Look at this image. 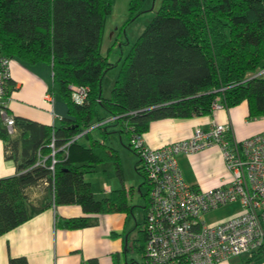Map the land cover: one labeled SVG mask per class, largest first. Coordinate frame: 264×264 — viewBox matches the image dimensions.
<instances>
[{
  "label": "trees",
  "instance_id": "trees-1",
  "mask_svg": "<svg viewBox=\"0 0 264 264\" xmlns=\"http://www.w3.org/2000/svg\"><path fill=\"white\" fill-rule=\"evenodd\" d=\"M111 4L0 0L2 53L29 65L48 63L51 92L67 106V115L52 125L12 114L8 131L0 119L5 158L16 167L14 174L0 177V235L53 203H76L82 209L80 215L56 220L65 228L93 225L98 213L129 209L123 186L95 198L85 178L108 160L120 173L117 150L93 137L94 128L104 137L124 133L123 142L140 161L132 139L143 137L152 120L207 115L213 103L229 107L243 100L250 116L264 113V0H160L117 62L100 49ZM139 5L140 0L129 1L119 33L141 12ZM115 66L109 94L102 95V78ZM72 86L84 87L80 101L72 97ZM80 134L87 143L80 142ZM142 231L144 262V226ZM249 254L241 264L264 255V247ZM89 263L98 264L94 258ZM8 264L28 263L23 256H10Z\"/></svg>",
  "mask_w": 264,
  "mask_h": 264
},
{
  "label": "built area",
  "instance_id": "built-area-1",
  "mask_svg": "<svg viewBox=\"0 0 264 264\" xmlns=\"http://www.w3.org/2000/svg\"><path fill=\"white\" fill-rule=\"evenodd\" d=\"M9 58L0 49V119L12 131ZM72 90L75 101L84 97V87ZM52 96L51 91L44 95L48 100ZM220 106L216 102L212 108ZM229 130L226 123L195 126L189 137L156 148L148 147L143 137L132 139L147 186L145 264H214L264 247V131L232 139ZM214 145L229 176L207 189L187 182L177 155ZM233 202L241 207L238 214L211 224L203 220V213Z\"/></svg>",
  "mask_w": 264,
  "mask_h": 264
},
{
  "label": "crops",
  "instance_id": "crops-1",
  "mask_svg": "<svg viewBox=\"0 0 264 264\" xmlns=\"http://www.w3.org/2000/svg\"><path fill=\"white\" fill-rule=\"evenodd\" d=\"M42 64L39 62L30 66L22 60L11 59L9 61L10 78L14 87L10 91L8 110L13 115L52 125L57 123L59 117L67 115V106L61 97L54 94L52 100L44 97L45 93L51 91V87L39 77L45 73ZM214 123L228 124L230 137L243 139L264 131V113L250 116L248 104L243 100L234 106L215 107L207 115L183 119L169 117L156 119L150 121L147 130L143 133V140L148 147L156 148L189 137L195 126L207 128ZM79 140L82 144L87 143V137L82 134ZM220 154L219 147L215 145L195 153H179L177 155L178 164L183 170L181 171L185 180L190 184L207 189L226 179L229 176L228 171L225 173L222 170L212 176H206L203 173H200L202 175L197 174L193 169V166L199 163L200 158L218 155L220 157ZM202 170L212 172V169L208 167ZM15 172L14 162L5 158V141L0 137V177L9 176ZM104 188L108 193L111 190V188ZM128 207L129 209L124 211L98 213L93 225L65 228L56 220L80 215L82 209L76 203H53L0 235V264H8L10 256H23L28 264H90L89 260L93 258L98 264H127L128 247L130 250L141 253V264H144L142 249H140L143 243L140 242L142 244L138 245L135 242L139 236H142V228L136 224L138 237L129 244L128 238L122 239L119 228L117 230V226L113 223L114 220H118L120 224V214L130 211L131 208L129 205ZM121 255L123 262L120 261ZM246 260L247 258L243 259L241 263Z\"/></svg>",
  "mask_w": 264,
  "mask_h": 264
},
{
  "label": "rangeland",
  "instance_id": "rangeland-1",
  "mask_svg": "<svg viewBox=\"0 0 264 264\" xmlns=\"http://www.w3.org/2000/svg\"><path fill=\"white\" fill-rule=\"evenodd\" d=\"M129 1L130 0H112L111 11L104 19L100 49L104 55H108L112 62H115L127 52L130 44L153 16L160 3V0H140L139 8L141 12H139L136 18L127 24L124 30L119 33L118 28L124 24L128 16ZM113 42L115 43L112 46ZM11 59L20 60L17 57H11L9 61ZM42 63V69L45 73H42L39 77L51 87V71L49 64L45 62ZM117 69L118 67L115 66L109 69L103 76L101 82L102 95L107 96L109 94ZM108 129L110 130L111 128ZM91 135L100 139L104 138L107 144H111L117 150L120 173H117L115 164L108 160L96 164L93 170L85 173V178L90 182V187L95 198H101L107 195L108 192L105 191L104 187L112 189L123 186L126 189L127 203L131 210L126 213L121 212V218H119L120 224L118 220H114L113 223L117 226V230L119 228L122 239L125 240L127 237V242L130 244L133 239L135 240L138 237V227L143 228V205L145 204L143 193L146 191V185L143 183L142 175L139 172V170L141 171L139 167L141 166V162L136 153L123 142L125 140L124 133L120 136L117 132H108L104 137L100 129L94 128ZM137 166L139 167L138 169H136ZM207 167L211 168L212 172L202 170V168ZM193 169L197 174L202 175L200 173H203L206 176H212L222 170L227 173V167L222 154H220V157L218 155L215 157H205L204 159L200 158L199 163L194 165ZM240 211L241 207L239 203L233 202L203 213L202 218L207 224H211L230 218ZM122 218H124V220H122ZM136 224H138V227H136ZM135 242L139 245L142 240L138 239ZM123 247L125 246L123 245ZM240 255L230 256L226 260L215 262L214 264H239L243 259L250 256L248 252ZM141 260L140 252L130 250L129 247L127 248V264H141ZM120 261H124L122 255L120 256ZM249 264H264V255L258 254L254 256Z\"/></svg>",
  "mask_w": 264,
  "mask_h": 264
}]
</instances>
